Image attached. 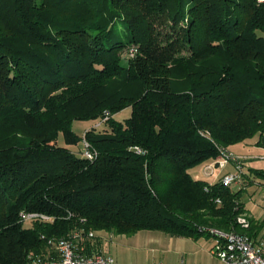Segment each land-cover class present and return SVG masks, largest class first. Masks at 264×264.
Instances as JSON below:
<instances>
[{
	"label": "trees",
	"instance_id": "16d2710c",
	"mask_svg": "<svg viewBox=\"0 0 264 264\" xmlns=\"http://www.w3.org/2000/svg\"><path fill=\"white\" fill-rule=\"evenodd\" d=\"M76 121L95 122L92 160L74 153ZM255 138L264 147V3L0 0V264L50 256L49 239L80 228L247 233L240 191L190 169Z\"/></svg>",
	"mask_w": 264,
	"mask_h": 264
},
{
	"label": "built area",
	"instance_id": "2783aa9c",
	"mask_svg": "<svg viewBox=\"0 0 264 264\" xmlns=\"http://www.w3.org/2000/svg\"><path fill=\"white\" fill-rule=\"evenodd\" d=\"M264 3V0H258ZM137 49L133 48L128 53V57H134ZM110 114L107 112L103 120H107ZM220 156L213 163L206 167L211 174L217 169H224L232 164L234 170L219 178L225 186H231L242 179L246 158L233 154L228 148L219 147ZM137 151L142 150L137 148ZM81 156L87 159H94L98 152L89 141L82 139ZM220 202L219 199H217ZM22 218L31 220L40 218L45 221L52 220L53 217L41 213H22ZM237 222L242 228L249 226L248 219L243 213L237 217ZM213 241L212 253L219 260V264H264V244L255 240L245 232L234 230H222L218 228L206 229ZM99 232L92 229H74L67 237L49 239L54 252L50 256H29L26 264H117L116 259L106 254L100 248Z\"/></svg>",
	"mask_w": 264,
	"mask_h": 264
},
{
	"label": "crops",
	"instance_id": "0c3cea01",
	"mask_svg": "<svg viewBox=\"0 0 264 264\" xmlns=\"http://www.w3.org/2000/svg\"><path fill=\"white\" fill-rule=\"evenodd\" d=\"M89 128L85 129V131ZM233 146H229L228 149H231ZM244 157L246 160L242 179L230 187L235 192L240 191L239 201L244 205L245 212L248 216L256 223V221L258 222L262 219L260 211L261 204H264V198L261 199L262 203H257L255 198L258 193L262 194L260 188L264 187V183L260 182L254 173V169L256 168L251 166L253 162H250V157L253 156L248 154L244 155ZM233 170L234 166L232 164L227 165L224 169H217L216 180L210 183L218 182L222 175ZM146 231L153 230H141L134 235L115 234L105 230H99L100 238L98 244L100 248L102 245L108 244L109 253L111 252L112 244L116 250H121L122 248H140L145 251V255L149 253L162 255L161 258L167 264H179L180 262H182L181 264H219V260L212 253L213 241L211 235L202 236L198 239L170 235L171 237L165 239L161 234H148ZM163 240H166V243H163ZM158 241H160L159 244L161 245H156Z\"/></svg>",
	"mask_w": 264,
	"mask_h": 264
},
{
	"label": "rangeland",
	"instance_id": "374dc122",
	"mask_svg": "<svg viewBox=\"0 0 264 264\" xmlns=\"http://www.w3.org/2000/svg\"><path fill=\"white\" fill-rule=\"evenodd\" d=\"M128 54V53H127ZM127 54H124L125 57ZM131 114L130 108L123 110L119 114H117V119H123L125 117H129ZM97 123V122H96ZM95 122H89V121H76L73 124V129L79 134L84 135L85 129L93 126ZM99 124V123H98ZM97 124V125H98ZM98 130L100 132L108 131V127L106 125H103L102 127H99ZM257 139H253L251 141H246L242 143L235 144L231 149H229L231 152H233L237 156H244V155H252L253 157H250L252 163V167L256 168L258 170H264V148L263 147H257L256 145ZM58 143L61 146H65L64 136L61 133L58 138ZM74 153H81L82 151V145L77 144L73 147ZM214 160L209 161L207 163H201L193 168L190 169L191 174H193L194 177L197 179L206 180L208 182H214L216 180V171L211 174V171L206 166L213 163ZM218 174V173H217ZM260 180V182L264 183V177L257 176ZM260 190L262 191V194L258 193L255 200L257 203L261 202V199L264 198V187H261ZM262 203V202H261ZM242 204V203H241ZM243 205V204H242ZM244 207V205H243ZM263 207V208H262ZM245 210V209H244ZM244 216L249 221V226L245 228L247 231V234L253 237L255 240L261 242L264 244V204H261V211L260 215L262 216L260 221H256V223L248 216L246 212H242ZM31 224L30 222H27V225ZM148 234H161L165 239H168L171 237L170 235L161 232V231H146ZM260 233V234H259ZM146 234V233H144ZM160 241L157 242L156 245L159 244ZM163 243H166V240H163ZM108 244H104L101 246V249L104 253L112 255L116 261L118 260V264H167L165 261L161 258L162 255L158 254H152L149 253L148 255H145V251L140 248H122L114 249L113 244L111 247V252L108 251ZM180 262L179 264H181Z\"/></svg>",
	"mask_w": 264,
	"mask_h": 264
}]
</instances>
